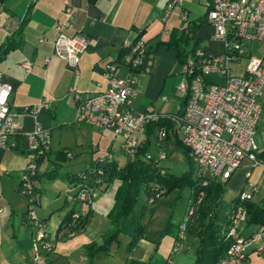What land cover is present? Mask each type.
<instances>
[{
	"label": "crops",
	"instance_id": "0c3cea01",
	"mask_svg": "<svg viewBox=\"0 0 264 264\" xmlns=\"http://www.w3.org/2000/svg\"><path fill=\"white\" fill-rule=\"evenodd\" d=\"M171 0H0V47L8 37L20 32L19 46L6 55L0 63L1 79L13 87L10 104L16 112L25 108L48 103L36 115L25 114L16 118L21 129L17 150L0 148V264H32L34 229L28 224L25 214L29 209L28 198L19 192L21 174L27 166L25 135L34 129L36 121L51 132V155L44 161L34 181L36 216L47 222V230L55 242L47 264H88L84 246L103 243L104 236L112 229L108 213L115 192L120 185L117 179L104 183L95 191L91 206H76L66 201V191L72 177L90 167L99 157L110 153L120 168L128 158L123 151V138L112 131H103L77 122V103L72 91L83 96L104 91L108 81L104 77L107 64L119 63L122 50L131 46L141 35L148 44V53L139 72L137 97L132 102L136 112L154 107L160 115L177 116L183 102L179 84L184 79L185 66L178 59L177 49L158 42L182 40L185 60L189 62L196 49H205L210 55L226 53L222 41L214 38V30L207 23L206 15L210 0H183L167 22L163 14ZM187 14V20L183 15ZM202 20V24L194 26ZM69 21V36L84 35L90 40L89 49L81 56L77 70L65 61L52 55L54 28L58 23ZM264 50L260 43L246 44V54L231 65V72L245 75L248 56H259ZM49 59L46 63L45 60ZM30 64L29 71L25 65ZM120 64V63H119ZM121 76L127 70L119 67ZM219 81L218 78H211ZM180 94L181 96H179ZM177 108L171 111V106ZM263 117L258 127L255 142L262 165L246 174L249 164L238 170L225 184V192L217 213L219 224H225L233 201L241 191H250L249 182L258 193L253 203L264 201V92L262 97ZM167 129L162 144L168 155L162 167L170 173L169 160H188L181 148L178 124ZM148 130V129H147ZM139 146L147 139V131L139 135ZM155 139V142H153ZM149 153L156 155V136L149 138ZM65 152L72 154L68 158ZM176 176H181L176 175ZM221 183V182H217ZM230 198L228 203L224 198ZM191 200V190H175L169 195L148 202L141 192L134 212L121 222V233L110 245L109 254L101 253L94 264H146L153 258L170 260V264H197L200 240L186 234L180 242L181 249L173 252L178 235V226L183 221ZM182 203L178 211V205ZM74 210L83 217L92 213L85 230L61 232L65 221ZM169 221L175 225L164 234ZM138 223L143 226V237L136 248L129 252L133 238L138 235ZM258 226L247 225V216L238 225L240 236H249ZM245 264H264V253L251 252Z\"/></svg>",
	"mask_w": 264,
	"mask_h": 264
},
{
	"label": "built area",
	"instance_id": "2783aa9c",
	"mask_svg": "<svg viewBox=\"0 0 264 264\" xmlns=\"http://www.w3.org/2000/svg\"><path fill=\"white\" fill-rule=\"evenodd\" d=\"M182 5L183 0H171L162 21L167 22L175 9ZM187 18V14H184L183 20ZM206 21L214 30V38L223 42L226 53L213 56L202 48L195 50L192 59L185 65L184 79L178 87L183 96L187 97L182 116L160 115L154 107H148L144 112L133 110L132 102L137 97V76L148 53V44L142 39L131 46L120 64L106 65L104 77L108 86L104 91L86 96L72 91L77 103V122L100 132L109 130L122 137L123 151L130 159L135 157L139 148L138 136L144 135L149 126L163 119L176 122L182 145L187 149L188 159L203 186L210 182L224 183L230 180L246 163L250 168L246 174L249 180L252 170L262 165L255 136L263 117L264 50L259 56H248L244 76L233 74L231 65L247 55L246 44L256 42L264 46V0H210ZM69 28V21L55 26L52 55L77 70L81 56L89 49L90 40L84 35H67L65 31ZM45 62L48 63L49 59ZM120 66L127 70L126 76L119 74ZM30 68V64L25 65L27 71ZM213 77L219 81H212ZM12 94L13 87L0 76V148L7 150L19 148L17 137L21 127L16 118L25 114L36 116L41 109L50 107L44 102L18 113L10 104ZM167 134L165 128L158 130L155 135L158 151L155 156L147 157L153 160L162 176L167 174L162 167L168 158L162 147ZM25 140L27 166L20 177L19 192L28 198L26 220L34 229L31 261L32 264H47L55 242L47 230V223L34 212V181L42 163L51 155V132L36 121L33 131L25 135ZM67 157L73 156L67 153ZM112 159V154L106 153L97 162L104 163ZM79 177H82L81 181L72 182L68 187L66 201L76 206H91L94 192L105 182L97 179L94 185H90L85 181V175L79 174ZM248 184L251 190L241 191L237 195L227 216L229 227L226 236L232 243L217 264H245L251 252L264 253V227L258 226L249 236L238 234V225L246 215L243 204L252 202L258 193L254 184ZM150 191L156 200L163 193L157 187ZM203 195H200L195 205L187 209L173 252L180 250V241L187 232V224ZM261 206L264 208V201ZM81 216L80 210H74L71 214L72 224H76Z\"/></svg>",
	"mask_w": 264,
	"mask_h": 264
},
{
	"label": "trees",
	"instance_id": "16d2710c",
	"mask_svg": "<svg viewBox=\"0 0 264 264\" xmlns=\"http://www.w3.org/2000/svg\"><path fill=\"white\" fill-rule=\"evenodd\" d=\"M35 1L36 0H33L31 7L34 5ZM201 24L202 20L194 26L197 27ZM20 37L21 33L17 32L8 37L7 40L2 44L0 47V63L5 59L7 54L19 46ZM139 39H141V35L137 38V40ZM181 44L182 40H173L169 42H158L157 47L160 45H166L169 47L174 46L177 49L180 63L185 66L187 61L185 60V55ZM131 46L120 52L119 60H121L129 52ZM186 105L187 97H184L181 104V109L177 116L183 115ZM174 126V121L165 119L149 126L147 130L146 141L141 144V146H139L135 157L133 159H129L124 167L120 168L115 161L98 163L96 160L90 167L86 168L80 173L75 174L72 177V182H77L78 180H82V177H79V174L85 175V181L89 182L90 185H94L97 179H102L105 183H109L114 179H117L120 182V185L115 192L113 206L108 213V219L111 222L112 229L104 236L102 244L92 242L84 246L85 253L88 258V264H94L95 257L101 253L109 254L110 245L117 241L118 236L121 233L122 220L124 218H129L132 215L138 203L141 192H144L147 195L148 201L151 199L156 200L155 195L150 191L153 187H157L160 191L165 193L164 195H169L175 190L184 191L189 189L191 190L190 204L194 205L197 203L200 195L203 193L204 195L200 204L196 207L194 214L191 216L190 221L187 224V234H190L200 240V247L197 252V264H217V262L227 253L232 243L231 239L227 238L226 236L229 224H219L217 216V213L220 210V202L223 198L226 185L217 182H210L207 186H203L202 180L197 178L195 175L193 164L187 156L188 151L182 144L180 145L188 160L189 168L188 171L183 173L181 176H176L169 172H167L165 176H162L160 174V170L154 165L153 160L147 159L148 156H155L148 152L150 148L149 138L153 134L157 135L158 130L161 128L170 129ZM19 140L20 138L17 137V141ZM156 151H158L157 147ZM67 153L69 152H65L66 156ZM235 202L236 199L233 201V203ZM243 207L246 211L247 225L264 227V208L261 206V203L246 202L243 204ZM72 213L73 212L70 213L67 220L65 221L61 232L77 233L85 230L89 225L92 218V213H89L86 217L81 216L76 224H72L71 222ZM42 221L47 223L45 220ZM174 228V223L169 221L165 228L164 234L167 235V233H169L171 230H174ZM142 237L143 226L141 223H138V235L137 237L133 238L128 248L129 252H132L136 248L138 241ZM169 263V259L158 260L157 258H153L146 264ZM128 264L135 263L133 261H129Z\"/></svg>",
	"mask_w": 264,
	"mask_h": 264
},
{
	"label": "rangeland",
	"instance_id": "374dc122",
	"mask_svg": "<svg viewBox=\"0 0 264 264\" xmlns=\"http://www.w3.org/2000/svg\"><path fill=\"white\" fill-rule=\"evenodd\" d=\"M179 96H181L180 94H178ZM173 105V104H172ZM171 111H173V110H175L176 108H177V106L176 105H173V106H171ZM175 112H176V110H175ZM153 142H155V139H154V141ZM169 163H170V166H168V167H170V173L171 174H173V175H182L183 173H185L186 171H188V168H189V164L187 163V161L185 160V159H182V160H176V161H174V160H169L168 161ZM193 168H194V171L196 170L195 169V167L193 166ZM195 173V172H194ZM100 186H102V185H100ZM165 193H162V195L160 196V198L161 197H163V196H165L164 195ZM230 198L231 197H229L228 195H227V191H226V195H225V198H224V200H225V202L226 203H228V201L230 200ZM95 200V192H94V196H93V201ZM181 205H182V203H179V205L177 206L178 207V211H179V209L181 208ZM192 206V204H190L189 203V206H188V208L189 207H191ZM187 208V209H188ZM186 213H187V211H186ZM180 227V226H179ZM180 229V228H179ZM178 229V235H179V232H180V230ZM187 234V232L185 233V235ZM178 235H177V239H176V241L178 240ZM185 235H184V237H185ZM184 239V238H183ZM182 239V240H183ZM181 240V241H182ZM180 241V242H181ZM176 243V242H175ZM175 246V245H174ZM180 249H181V245H180ZM179 251V250H178ZM170 264V263H169Z\"/></svg>",
	"mask_w": 264,
	"mask_h": 264
}]
</instances>
